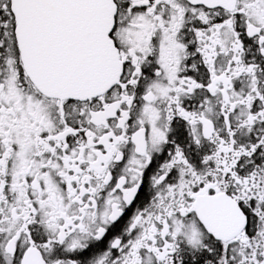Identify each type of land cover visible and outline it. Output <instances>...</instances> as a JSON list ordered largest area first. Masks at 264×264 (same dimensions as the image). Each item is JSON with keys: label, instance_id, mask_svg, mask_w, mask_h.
I'll return each instance as SVG.
<instances>
[{"label": "snow or ice", "instance_id": "obj_1", "mask_svg": "<svg viewBox=\"0 0 264 264\" xmlns=\"http://www.w3.org/2000/svg\"><path fill=\"white\" fill-rule=\"evenodd\" d=\"M0 264H264V0H0Z\"/></svg>", "mask_w": 264, "mask_h": 264}]
</instances>
